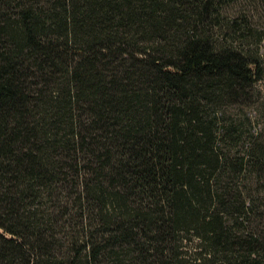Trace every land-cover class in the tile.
Listing matches in <instances>:
<instances>
[{
  "label": "trees",
  "instance_id": "trees-1",
  "mask_svg": "<svg viewBox=\"0 0 264 264\" xmlns=\"http://www.w3.org/2000/svg\"><path fill=\"white\" fill-rule=\"evenodd\" d=\"M219 3L0 0V264H264V138L221 109L261 59Z\"/></svg>",
  "mask_w": 264,
  "mask_h": 264
},
{
  "label": "rangeland",
  "instance_id": "rangeland-1",
  "mask_svg": "<svg viewBox=\"0 0 264 264\" xmlns=\"http://www.w3.org/2000/svg\"><path fill=\"white\" fill-rule=\"evenodd\" d=\"M219 11L218 22L212 29L214 36L240 43L251 54L257 53L263 73L252 86L253 94L249 103H234L221 109L226 110L227 116L242 118L245 133H258L259 138H264V0H220ZM254 196L249 215L250 225L264 229V186L262 191H254Z\"/></svg>",
  "mask_w": 264,
  "mask_h": 264
}]
</instances>
